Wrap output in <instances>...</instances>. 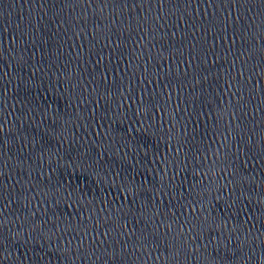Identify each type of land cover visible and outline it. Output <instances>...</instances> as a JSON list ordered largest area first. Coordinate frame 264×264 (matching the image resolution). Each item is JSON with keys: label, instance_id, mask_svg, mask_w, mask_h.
Segmentation results:
<instances>
[{"label": "water", "instance_id": "obj_1", "mask_svg": "<svg viewBox=\"0 0 264 264\" xmlns=\"http://www.w3.org/2000/svg\"><path fill=\"white\" fill-rule=\"evenodd\" d=\"M0 204L264 264V0H0Z\"/></svg>", "mask_w": 264, "mask_h": 264}]
</instances>
